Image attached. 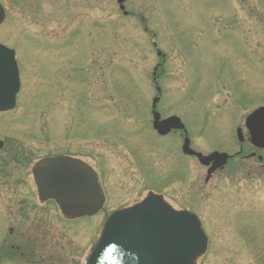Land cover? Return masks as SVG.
<instances>
[{"label":"rangeland","instance_id":"1","mask_svg":"<svg viewBox=\"0 0 264 264\" xmlns=\"http://www.w3.org/2000/svg\"><path fill=\"white\" fill-rule=\"evenodd\" d=\"M2 1L22 86L0 114V264H35L36 251L38 264H84L106 217L151 194L200 219L196 264H264V151L236 136L264 107V0H126L128 16L117 0ZM157 97L193 150L233 156L208 181L182 154L186 135L153 130ZM53 156L94 169L105 204L93 217L39 201L32 169Z\"/></svg>","mask_w":264,"mask_h":264},{"label":"water","instance_id":"2","mask_svg":"<svg viewBox=\"0 0 264 264\" xmlns=\"http://www.w3.org/2000/svg\"><path fill=\"white\" fill-rule=\"evenodd\" d=\"M126 0H117L124 16ZM138 15V13H136ZM141 22L147 20L140 15ZM5 12L0 4V25ZM148 32V28H144ZM157 48V44H153ZM158 55L161 56L160 50ZM154 69V81L156 72ZM160 94L161 89L156 87ZM20 91L19 70L14 51L0 44V112L13 110ZM160 98L152 102L153 129L166 136L172 131L187 134L184 123L177 116L161 119L157 111ZM250 141L264 148V107L251 112L245 120ZM238 139L244 141L242 129ZM185 155L196 157L203 166H210L206 180L223 168L230 156L214 152L208 156L190 147L186 136L182 146ZM262 161V157H259ZM33 175L41 201L54 200L62 213L69 217L93 216L104 203L96 175L86 163L66 156L45 158L35 164ZM208 246V239L196 215L175 211L162 197L149 196L142 203L112 213L106 220L101 235L85 264H196Z\"/></svg>","mask_w":264,"mask_h":264},{"label":"flooded vegetation","instance_id":"3","mask_svg":"<svg viewBox=\"0 0 264 264\" xmlns=\"http://www.w3.org/2000/svg\"><path fill=\"white\" fill-rule=\"evenodd\" d=\"M0 2H1V5L3 6V8H4V11H5V20H6V18H7V16H8V14H9V10H8V8L3 4V1L2 0H0ZM5 22V21H4ZM5 113H9V112H3V113H0V114H5ZM174 133V132H173ZM245 142L246 141H248V134L247 133H245ZM3 148V145H1V147H0V150ZM262 151H264V150H262ZM237 156H242L243 155V150H241L239 153H237L236 154ZM191 158H195V157H191ZM233 159V156H232V158H231V160ZM230 160V161H231ZM202 166V165H201ZM204 168H207V167H204ZM208 169L209 168H207V171H208ZM208 181V180H207ZM52 202H54V201H52ZM55 203V202H54ZM56 205V204H55ZM56 207H57V209H58V211L60 212V215L62 216V218H63V220H72L73 218H67V217H65L62 213H61V211H60V209H59V207L56 205ZM11 234H12V231H11ZM3 240V239H2ZM4 253H6V252H4ZM35 254H34V257H35V259H33V262L35 261V264H38L39 263V261H41L40 260V257H39V255H37V253H40V252H34ZM25 254H24V252H22L21 253V256L23 257Z\"/></svg>","mask_w":264,"mask_h":264}]
</instances>
